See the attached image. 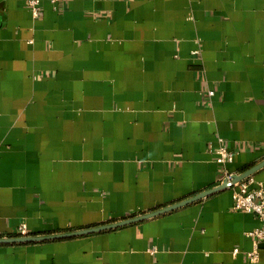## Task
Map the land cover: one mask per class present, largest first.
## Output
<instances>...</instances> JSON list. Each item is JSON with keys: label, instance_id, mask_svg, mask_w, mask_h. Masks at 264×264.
<instances>
[{"label": "crops", "instance_id": "0c3cea01", "mask_svg": "<svg viewBox=\"0 0 264 264\" xmlns=\"http://www.w3.org/2000/svg\"><path fill=\"white\" fill-rule=\"evenodd\" d=\"M29 2L0 0V237L119 221L216 187L220 138L231 172L264 160V0H39L37 15ZM251 177L264 185V167ZM232 195L0 244V264H264L248 235L262 223Z\"/></svg>", "mask_w": 264, "mask_h": 264}, {"label": "built area", "instance_id": "2783aa9c", "mask_svg": "<svg viewBox=\"0 0 264 264\" xmlns=\"http://www.w3.org/2000/svg\"><path fill=\"white\" fill-rule=\"evenodd\" d=\"M57 2L59 0H52ZM38 4L39 0H30L29 5L35 15L38 14ZM213 90L209 91V94H213ZM216 161L223 166L225 169V179L229 181L232 180L234 172H231L227 165L234 160V153L226 145L223 138L219 139V147L215 151ZM232 189L233 196V209L238 211H245L252 213L256 218L262 223L260 227L249 231L248 235L252 236L255 241H264V185L261 182L255 184L253 177L249 176L245 179L231 183L230 187ZM18 232L20 235H27L28 229L26 223H21L19 225ZM235 252L238 251L236 248ZM252 258H255V253L251 254Z\"/></svg>", "mask_w": 264, "mask_h": 264}, {"label": "water", "instance_id": "95a60500", "mask_svg": "<svg viewBox=\"0 0 264 264\" xmlns=\"http://www.w3.org/2000/svg\"><path fill=\"white\" fill-rule=\"evenodd\" d=\"M264 167V160L257 163L256 165L252 166L251 168L241 172V173H235L232 180H225L220 185L213 187L211 189H207L205 191H202L196 195H193L192 197H189L187 199L178 201L176 203H173L171 205L152 210L140 215H131L129 217H125L119 221H113L101 225H95V226H89L84 227L80 229L70 230V231H63V232H57V233H47V234H27V235H15V236H6V237H0V244H9V243H31V242H38V241H51V240H58V239H65V238H71L75 236L85 235V234H91L106 230H112L119 227H123L126 225H130L136 222L143 221L145 219L158 216L164 213H167L169 211H172L174 209H177L179 207H182L186 204H189L191 202L197 201L202 199L203 197L214 193L216 191L229 188L231 183L241 181L245 179L246 177L251 176L253 173L258 171Z\"/></svg>", "mask_w": 264, "mask_h": 264}, {"label": "trees", "instance_id": "16d2710c", "mask_svg": "<svg viewBox=\"0 0 264 264\" xmlns=\"http://www.w3.org/2000/svg\"><path fill=\"white\" fill-rule=\"evenodd\" d=\"M16 235H20L19 233H17Z\"/></svg>", "mask_w": 264, "mask_h": 264}]
</instances>
